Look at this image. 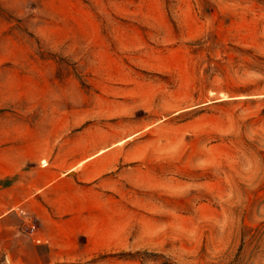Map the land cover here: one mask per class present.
<instances>
[{
  "label": "rangeland",
  "instance_id": "1",
  "mask_svg": "<svg viewBox=\"0 0 264 264\" xmlns=\"http://www.w3.org/2000/svg\"><path fill=\"white\" fill-rule=\"evenodd\" d=\"M0 264H264V0H0Z\"/></svg>",
  "mask_w": 264,
  "mask_h": 264
}]
</instances>
